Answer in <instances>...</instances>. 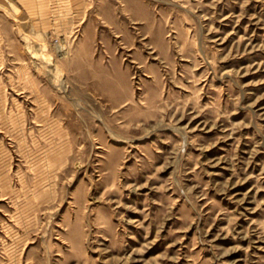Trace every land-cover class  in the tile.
<instances>
[{
	"label": "rangeland",
	"instance_id": "obj_1",
	"mask_svg": "<svg viewBox=\"0 0 264 264\" xmlns=\"http://www.w3.org/2000/svg\"><path fill=\"white\" fill-rule=\"evenodd\" d=\"M0 264H264V0H0Z\"/></svg>",
	"mask_w": 264,
	"mask_h": 264
}]
</instances>
